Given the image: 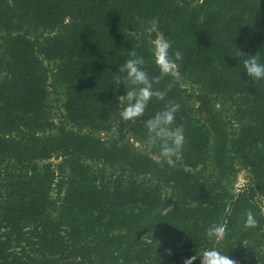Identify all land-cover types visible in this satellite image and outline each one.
Wrapping results in <instances>:
<instances>
[{
    "label": "trees",
    "instance_id": "obj_1",
    "mask_svg": "<svg viewBox=\"0 0 264 264\" xmlns=\"http://www.w3.org/2000/svg\"><path fill=\"white\" fill-rule=\"evenodd\" d=\"M153 24L194 88L165 76L153 84L164 100L117 123L129 50L159 75ZM238 49L264 52V0H0V264H199L208 248L264 264V80L250 81ZM167 101L185 133L171 166L144 144ZM238 166L250 177L233 191ZM213 223L222 240L206 237Z\"/></svg>",
    "mask_w": 264,
    "mask_h": 264
},
{
    "label": "clouds",
    "instance_id": "obj_2",
    "mask_svg": "<svg viewBox=\"0 0 264 264\" xmlns=\"http://www.w3.org/2000/svg\"><path fill=\"white\" fill-rule=\"evenodd\" d=\"M156 31L153 24L146 32V39L149 44L152 62L158 69V76H151L143 55L136 50L130 49L129 58L119 69V74L115 77L113 87H123V94L116 96V107L120 121H131L143 116L149 101L155 97L164 100L165 91L157 90L153 84L165 76H179L177 62L182 59V52L179 50L170 51L171 42L163 35L157 34L155 38L151 33ZM238 54L242 60L243 71L250 78L252 83L264 80V52L257 51L254 54H243L238 49ZM246 83L248 81H245ZM180 105L173 101H167L165 106L153 113L144 120L146 136L144 144L151 147L157 146L159 158L168 165H174L182 158V150L185 144V133L182 125H175L176 113ZM115 130V129H114ZM226 211H229L226 209ZM257 224L255 215L251 210L247 211L244 219V227L252 228ZM225 225L220 223L210 224L205 235L208 239L222 240L225 236ZM170 253V249L166 250ZM199 256V264H237L227 253L216 248H208ZM197 259L196 255L190 256L183 261V264H192Z\"/></svg>",
    "mask_w": 264,
    "mask_h": 264
},
{
    "label": "rangeland",
    "instance_id": "obj_3",
    "mask_svg": "<svg viewBox=\"0 0 264 264\" xmlns=\"http://www.w3.org/2000/svg\"><path fill=\"white\" fill-rule=\"evenodd\" d=\"M178 80L180 82V84H182L187 90H191L194 88L193 84H191L189 81H187L186 79L182 78L181 76H178ZM53 108L51 111V116L53 121L55 122L56 120L59 119H63V109L62 108H57V106L55 104H52ZM68 126L74 130H78L76 126H73L71 124H68ZM51 131H53V129H51ZM96 136H99L101 138L104 139H109L112 136V133L110 132H104V131H100V132H96L95 133ZM132 143H134L140 150L147 152V150L145 149V147L140 144L139 142H135L132 138L130 139ZM59 160V158H57L56 155L51 156V158L48 159L49 162L52 163H56ZM208 168L210 169V166H208ZM249 173L246 169H243L242 167L238 166L236 168V172L234 174H232L228 180V186L233 190V191H237L239 189V187H241L242 185H244L246 182H248L249 180ZM166 198L167 195L165 196L164 200H163V207L164 209L168 208L169 203L166 202ZM262 209L264 211V199L262 200Z\"/></svg>",
    "mask_w": 264,
    "mask_h": 264
}]
</instances>
